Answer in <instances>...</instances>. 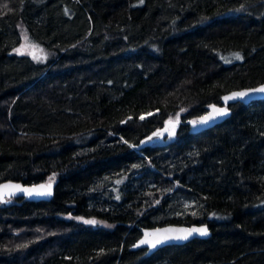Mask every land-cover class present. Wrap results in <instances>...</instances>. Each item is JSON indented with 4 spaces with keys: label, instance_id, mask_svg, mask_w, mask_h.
Returning a JSON list of instances; mask_svg holds the SVG:
<instances>
[{
    "label": "trees",
    "instance_id": "16d2710c",
    "mask_svg": "<svg viewBox=\"0 0 264 264\" xmlns=\"http://www.w3.org/2000/svg\"><path fill=\"white\" fill-rule=\"evenodd\" d=\"M263 83L264 0H0V184L53 186L0 203V264H264V100L188 124ZM195 224L211 237L132 249Z\"/></svg>",
    "mask_w": 264,
    "mask_h": 264
},
{
    "label": "water",
    "instance_id": "95a60500",
    "mask_svg": "<svg viewBox=\"0 0 264 264\" xmlns=\"http://www.w3.org/2000/svg\"><path fill=\"white\" fill-rule=\"evenodd\" d=\"M264 86V83L257 86V87H253V88H246V89H240V90H234L231 91L225 95H223L222 97V104L221 105H211L209 107V110L202 116H200L197 119L194 120H190L188 121V124L191 127L192 132L194 133H199L202 131H206L209 129H212L214 127H216L217 125L223 123L224 121H226L230 116H231V109L230 106L237 104V103H243V104H250L253 101H257V100H264V93L261 92H255L253 91L254 89L260 88ZM238 92H247L249 93V95L245 96V97H235V98H231V99H225V97H232L233 93H238ZM216 109H224L226 110V114L224 115H219L216 112ZM203 121V122H202ZM172 123L170 124L169 122L166 124V129H165V134L163 135L164 137L169 133L170 129L177 127L180 122L178 121H171ZM172 127V128H170ZM162 137H158L156 140H161ZM152 141H149L146 144H143L141 146H139V149L142 148L145 145L151 144ZM5 185H19L21 188H26V189H32V190H39V186L40 185H27V184H23V183H18V182H4L2 184H0V195L3 196V199L0 200V203H3L5 201H7L8 199H12V198H25L27 200H31V201H42V200H46V199H50L53 195V186L51 185V195H36L35 191L33 192L32 195H28L25 192L19 191L13 187H8L5 188ZM42 185H47V184H42ZM201 228H206L207 229V235H201L199 232L193 231L191 233V235L188 236L187 239H170V240H165L163 243H158L156 244L155 247L151 246V243H144L141 244L140 241L141 240H147V241H154L156 238L162 236V235H184L186 234V232L181 231V230H192V229H201ZM160 229L161 232L157 233L156 230ZM164 229H170L172 230L169 233H164L163 230ZM212 232L209 229L207 224H195V225H166V226H160V227H156V228H150V229H144L142 232V236L137 240V242L134 244V246L132 247L133 250H139V249H146L147 250V254L148 255H152L155 252H157L158 250H160L161 248L168 246V245H173V244H177V245H184L194 239H207L209 237H211Z\"/></svg>",
    "mask_w": 264,
    "mask_h": 264
},
{
    "label": "snow or ice",
    "instance_id": "6c2138e0",
    "mask_svg": "<svg viewBox=\"0 0 264 264\" xmlns=\"http://www.w3.org/2000/svg\"><path fill=\"white\" fill-rule=\"evenodd\" d=\"M19 51V50H18ZM35 58V57H34ZM236 59H241V57L237 54L236 56ZM253 91L255 92H261V93H264V86L260 87V88H257V89H254ZM249 95V93L247 92H238V93H233L232 97H225V99H231V98H235V97H245ZM216 112L219 114V115H224L226 114V110L224 109H216ZM152 113H148L147 115H151ZM141 119H144V116H141L140 117ZM203 122V121H202ZM169 123L171 124L172 122L169 121ZM5 188H8V187H13L19 191H22V192H25L27 193L28 195H32L33 192L35 191V194L36 195H51L52 192H51V181L47 184V185H40L39 186V190H32V189H26V188H21L19 185H5L4 186ZM3 199V196L0 195V200ZM85 223H96V221L94 220H88V221H84ZM172 230L170 229H164L163 232L164 233H169L171 232ZM181 231H184L186 232V234L184 235H162L158 238H156L154 241H147V240H141L140 243L141 244H144V243H151V246L152 247H155L156 244L158 243H163L165 240H170V239H187L189 235H191V233L193 231H196V232H199L201 235H207V229L206 228H201V229H192V230H181ZM157 233L161 232L160 229H157L156 230Z\"/></svg>",
    "mask_w": 264,
    "mask_h": 264
},
{
    "label": "rangeland",
    "instance_id": "374dc122",
    "mask_svg": "<svg viewBox=\"0 0 264 264\" xmlns=\"http://www.w3.org/2000/svg\"><path fill=\"white\" fill-rule=\"evenodd\" d=\"M20 29H21L23 41H22V44L16 49V52L19 54L30 55L32 57H35L36 59L45 58L46 53H45L44 49L41 46H39L38 44H35L31 41L30 35H29L28 31L26 30V28H24L22 26V27H20ZM169 121L181 122V118L178 115V116L170 118ZM170 128H172V127H170ZM170 131L165 137L163 136L165 134L164 128L162 130H160L159 132H157V137L163 136V138L161 140H158L161 144H164V143L168 142L169 140L175 138L176 129L173 130V128H172L173 135L171 134L172 132L170 133ZM89 224H92V225L103 224L106 226V223L100 222V221H96V223H94V224L93 223H89Z\"/></svg>",
    "mask_w": 264,
    "mask_h": 264
}]
</instances>
